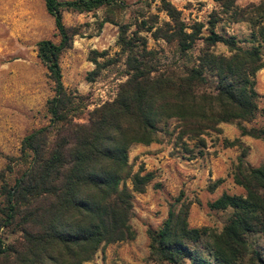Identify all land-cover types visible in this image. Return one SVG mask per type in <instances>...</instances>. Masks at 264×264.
Instances as JSON below:
<instances>
[{
    "label": "trees",
    "instance_id": "1",
    "mask_svg": "<svg viewBox=\"0 0 264 264\" xmlns=\"http://www.w3.org/2000/svg\"><path fill=\"white\" fill-rule=\"evenodd\" d=\"M42 1L57 40L40 39L37 57L53 82V95L45 104L47 123L24 135L18 155L6 156L0 169V264H83L106 245L133 240V198L154 176L142 167L133 171V145L158 142L163 134L197 157L205 137L220 134L222 123H234L241 136L264 141V122L246 125L259 114L264 121L255 89L256 72L264 67V0H214L206 21L190 22L170 1L160 0L166 19L136 18L133 29L131 23L118 24L116 55L124 56L126 79L84 122L77 119L87 108L86 96L63 84L60 67L61 55L81 32L66 25L63 14L104 9L101 28L116 23L115 13L143 0ZM224 22L248 23L249 35L217 30ZM142 32L164 45L152 47ZM218 45L226 51H216ZM92 53L88 81L116 59L106 50ZM223 143L241 149L233 181L244 194L222 192L208 202L210 209L232 210L216 232L189 226L190 202L180 192L160 226L146 230L150 261L264 264L261 251L248 240L249 234L264 236V164L245 160L248 147L239 138Z\"/></svg>",
    "mask_w": 264,
    "mask_h": 264
},
{
    "label": "rangeland",
    "instance_id": "2",
    "mask_svg": "<svg viewBox=\"0 0 264 264\" xmlns=\"http://www.w3.org/2000/svg\"><path fill=\"white\" fill-rule=\"evenodd\" d=\"M133 4L137 0H126ZM182 12V17L206 21L215 7L214 0H168ZM248 0H241L245 4ZM160 0H143L129 8L115 13V22H106L101 28L98 24L106 16L104 9L91 12H64L63 20L68 26H78L80 34L74 37L72 46L60 57L63 84L77 93L86 96L87 108L77 121L84 122L88 112L94 107L112 100L118 85L126 79L124 56L116 55L119 25L131 23L135 28L136 18H147L157 14L166 19L159 9ZM234 34L238 38L249 35L246 22L217 25V30ZM205 33L206 30H203ZM53 18L47 13L42 0H0V169L6 163V156H17L24 135L48 121L46 100L53 95V82L48 78L47 70L37 57V42L50 38L57 40ZM141 34H147L142 32ZM148 35V34H147ZM149 37V35H148ZM152 47L164 45L149 37ZM92 50H106L109 58H116L107 65L94 81L86 79L87 73L94 68L90 61L95 54ZM216 51L225 52L218 45ZM103 60L102 57L99 58ZM255 89L259 94L258 106L264 108V67L256 72ZM262 116L257 115L253 123L262 124ZM220 134L210 133L205 137V148L201 156L189 157L174 139L159 134V141L149 145H133L129 151V161L133 171L143 168L150 171L153 179L145 192L136 193L133 198V216L131 224L136 231L133 240L106 245L93 259L84 264H168L156 263L148 259L149 239L147 228L156 229L167 215L169 205L180 192L190 202L188 223L191 227L206 226L219 232L232 210H214L208 202L222 192L244 194L241 186L233 181V172L241 149L227 147L223 139L239 138L248 147L245 160L252 166L264 164V141L247 135L241 136L237 125L222 123ZM195 152L193 143H189ZM12 174L8 179H12ZM220 180L213 191L209 186ZM249 242L257 247L264 256V236L249 234Z\"/></svg>",
    "mask_w": 264,
    "mask_h": 264
},
{
    "label": "crops",
    "instance_id": "3",
    "mask_svg": "<svg viewBox=\"0 0 264 264\" xmlns=\"http://www.w3.org/2000/svg\"><path fill=\"white\" fill-rule=\"evenodd\" d=\"M88 262H89V261H87V262H84V263H88ZM84 263H83V264H84Z\"/></svg>",
    "mask_w": 264,
    "mask_h": 264
}]
</instances>
